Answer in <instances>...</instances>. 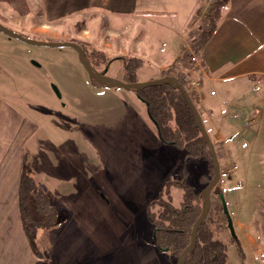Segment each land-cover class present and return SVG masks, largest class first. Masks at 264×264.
I'll list each match as a JSON object with an SVG mask.
<instances>
[{"label":"rangeland","instance_id":"374dc122","mask_svg":"<svg viewBox=\"0 0 264 264\" xmlns=\"http://www.w3.org/2000/svg\"><path fill=\"white\" fill-rule=\"evenodd\" d=\"M213 2L195 17L185 43L194 45L192 38L211 15ZM5 18L0 17L1 24L26 38L61 42L18 30ZM128 28L97 31L93 40L80 43L97 71L122 81L131 73L115 58L121 50L131 52L137 37L149 61L152 41L155 46L174 44L172 33L157 23L147 28L132 21ZM110 38L115 47L104 48ZM159 75L155 64L145 62L133 80ZM0 96L35 124L29 125L25 173L58 210L56 226L40 230L37 238L46 262H54V256L62 264H177L153 245L145 209L161 196L168 203L169 195L175 206L181 205L182 191L164 187L166 182L186 180L204 189L198 179L206 173V162L184 161L173 146L164 148L163 156L157 129L134 90L93 84L72 47L32 45L0 32ZM223 150L222 172L233 165L235 170L211 194L214 238L227 246L229 264H264V127L250 145L229 139ZM217 190L234 235L215 213Z\"/></svg>","mask_w":264,"mask_h":264},{"label":"crops","instance_id":"0c3cea01","mask_svg":"<svg viewBox=\"0 0 264 264\" xmlns=\"http://www.w3.org/2000/svg\"><path fill=\"white\" fill-rule=\"evenodd\" d=\"M212 2L0 0V17L9 15L5 19L16 29L35 37L79 44L94 39L97 31L127 32L132 21L144 23L147 28L157 23L159 29L161 26L172 33L173 45L163 41L155 46L152 41L149 61L139 41L142 38L137 37L132 51L121 50L119 56L140 58L155 64L160 72L179 60L173 72L183 74L195 67L188 56L182 55L187 32L201 9ZM105 21L107 24L103 23ZM108 40L103 47L113 49L114 39ZM117 45L121 46L120 42ZM198 57L201 66L193 75L201 80L202 97L196 98V102L210 138L223 147L229 139L250 145L264 127V0H229L214 35ZM30 124L33 121H29L21 108L13 107L7 98L0 96V264H62L56 262L54 256V262L36 258L21 224L18 192L25 173ZM159 145L163 148L161 153L164 148L168 149L161 140ZM177 155L181 159V151L178 150Z\"/></svg>","mask_w":264,"mask_h":264},{"label":"trees","instance_id":"16d2710c","mask_svg":"<svg viewBox=\"0 0 264 264\" xmlns=\"http://www.w3.org/2000/svg\"><path fill=\"white\" fill-rule=\"evenodd\" d=\"M228 1L214 0L211 15L205 21V25L201 26L195 33L193 43L197 53H202L214 35L222 11ZM81 46L83 47V44ZM83 49L89 60L85 47ZM115 59H120L123 62V71L128 69L131 73L125 82H134V74L139 72L145 65L142 59L136 57H118ZM177 62L179 60L161 71L157 77H175L183 85L200 114L199 105L196 102L193 91L189 87L188 81L184 80L183 74L173 72L178 64ZM107 66L106 68L108 69ZM92 83L100 85L98 82L92 81ZM135 92L145 104L148 116L155 125L158 136L164 145L173 146L180 150L183 153L184 161L206 162V173L198 179L199 186L201 185L202 188H205L214 176L212 157L181 92L166 84L151 86ZM214 148L220 165L219 183H221L225 181V176H227L225 171L222 172L221 165V161L226 155L222 144L214 143ZM183 181H169L164 185L168 189L174 187L182 191V201L179 207L173 204V199L170 195L168 203L162 199L163 196L161 194L165 191L163 188L160 193L161 197L150 201L145 209L147 219L153 229V245L160 252L168 253L171 258L176 260V263L181 253L191 242L193 225L204 206V189H198L197 186L186 183V180ZM221 195L222 193L217 190L218 205L215 213L217 216L221 215L220 220L227 224ZM18 201L25 237L33 255L36 258H41L42 254L37 243L38 233L41 229H51L56 226L58 210L50 195L39 186L32 176L26 173H23L21 177ZM155 206H158L157 211L153 209ZM212 216L213 213L210 210L207 218L201 223L196 246L189 253L185 264H229L227 246L214 238L212 225L216 223V220H213ZM220 220L219 222H221ZM216 227H221V224H217ZM242 264H245L244 261Z\"/></svg>","mask_w":264,"mask_h":264},{"label":"water","instance_id":"95a60500","mask_svg":"<svg viewBox=\"0 0 264 264\" xmlns=\"http://www.w3.org/2000/svg\"><path fill=\"white\" fill-rule=\"evenodd\" d=\"M0 32L4 33L10 37H14L17 39L22 40L25 43L28 44H32V45H40V46H48V47H72L74 48L79 56L80 62L82 63V65L84 66V68L86 69L90 79L94 82H98L103 84L104 86H108V87H119V88H123L126 90H142L151 86H155V85H162V84H166L171 86L174 89H178L181 94L183 95L190 111L192 112L194 119L196 121V124L201 132V135L203 136L207 146H208V150L209 153L212 157V162H213V167H214V176L213 178L210 180V182L206 185V187L203 190V195H204V206H203V210L200 213L199 217L197 218V220L195 221L194 225H193V229H192V239L191 242L189 243V245L184 249V251L181 253V255L179 256L178 260H177V264H185L187 261V258L189 256V253L195 248L196 243H197V238H198V231L199 228L201 226V223L207 218L210 209H211V193L213 188L219 183L220 180V165L218 162V158H217V154L214 148V144L205 128V125L203 123V120L195 106V104L192 102L191 98L189 97L187 91L185 90V88L183 87V85L176 80L175 77L173 76H166V77H160L154 80H150V81H145V82H125L122 81L120 79L117 78H113L110 77L108 75H106L105 73H100L99 71H97L93 65L90 63V61L88 60V58L86 57L85 51L83 49V47L77 43V42H72V41H65V42H55V41H43V40H39V39H34V38H26L12 30H10L9 28H7L6 26H4L3 24L0 23ZM221 201H222V206H223V212L227 218V223H228V227L231 231V233L234 235V227H233V222L232 219L229 215L227 206H226V202L223 198V196L221 197Z\"/></svg>","mask_w":264,"mask_h":264},{"label":"built area","instance_id":"2783aa9c","mask_svg":"<svg viewBox=\"0 0 264 264\" xmlns=\"http://www.w3.org/2000/svg\"><path fill=\"white\" fill-rule=\"evenodd\" d=\"M182 53L183 55L189 56L191 61L195 64V67L189 68L187 71H183V77L184 80L188 81L189 87L193 91L195 97L199 100L202 97L201 80L198 77H195L193 73L197 71V67L201 66V61L192 43L191 44L184 43ZM234 169H235L234 166H232V168L231 167L227 168L225 174L227 175L231 174L234 171Z\"/></svg>","mask_w":264,"mask_h":264},{"label":"flooded vegetation","instance_id":"af4514ba","mask_svg":"<svg viewBox=\"0 0 264 264\" xmlns=\"http://www.w3.org/2000/svg\"><path fill=\"white\" fill-rule=\"evenodd\" d=\"M100 85L104 86V85H103V84H101V83H100ZM242 255L244 256V254H242ZM244 262H245V260H244Z\"/></svg>","mask_w":264,"mask_h":264}]
</instances>
